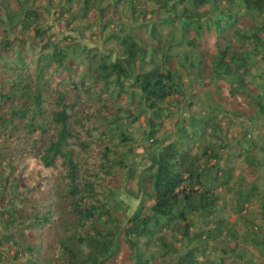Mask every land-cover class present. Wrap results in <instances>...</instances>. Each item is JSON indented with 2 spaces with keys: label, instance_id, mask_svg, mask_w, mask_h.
<instances>
[{
  "label": "trees",
  "instance_id": "obj_1",
  "mask_svg": "<svg viewBox=\"0 0 264 264\" xmlns=\"http://www.w3.org/2000/svg\"><path fill=\"white\" fill-rule=\"evenodd\" d=\"M15 2L18 8L8 3L5 14L0 8V22L6 15L8 23L29 29L33 9L24 0ZM184 3L192 8L180 21L183 33L177 41L174 34L162 41L160 28L153 25L142 39L128 33L115 36L122 48L113 58L57 43H46L30 56L23 44L13 47L5 40L0 47V60L16 52L0 64L16 73L8 91L0 92V182H7L0 183V190L13 186L22 196L17 213L26 222L21 227L24 251L38 254L31 264H124L121 243L131 251V264H210L206 246L196 242L212 238L213 230L224 231L227 223L220 220L215 229L191 234L188 216H214L217 190L231 189L234 171L229 163L234 157L228 153L223 163L227 145L214 141L222 142L217 133L207 132L219 127L213 118L219 113L238 117L239 110L248 109V120L264 123V74L257 93L248 80L255 57L264 60V0H171L166 8L174 12ZM205 5L209 9L201 12ZM176 16L160 24L173 28ZM243 19L246 31L238 27ZM239 39L248 47L238 44ZM175 44L186 47L182 55L166 49ZM186 74L194 75L193 87L212 89L219 101L210 97L212 115L190 113L176 139L162 143L156 134L165 104L186 96L180 83ZM218 80L229 83L212 87ZM196 95L190 91L189 98ZM230 100L241 102L239 110ZM139 116L148 125L145 140L160 142L158 148L149 145L141 152L144 147L133 146L126 121ZM251 148L234 158L243 160L251 186L239 193L233 210L240 212L241 204L257 196L264 216V186L260 193L258 185L264 169L254 175L259 165ZM135 158L142 170L136 184L143 197L128 215L110 179L119 170L134 175ZM174 231L193 245L177 249L167 238ZM256 244L264 250V235Z\"/></svg>",
  "mask_w": 264,
  "mask_h": 264
},
{
  "label": "rangeland",
  "instance_id": "obj_2",
  "mask_svg": "<svg viewBox=\"0 0 264 264\" xmlns=\"http://www.w3.org/2000/svg\"><path fill=\"white\" fill-rule=\"evenodd\" d=\"M24 1L26 6L34 11L29 13L27 19L30 28L21 30L20 24L8 23L6 15H3V20L0 22V47L3 46L5 40L12 42L13 47L23 44L25 47H29L26 48L25 52L29 56L36 53V51L38 52L46 43H57L62 46L76 45L81 48H89L92 53H97V58L103 53L113 58L122 48L119 39L116 38L117 36L128 33L142 39L149 34L153 25L160 28L162 41L172 39V34L176 36L177 41L183 33V30H180V21L188 17L186 9L192 8L184 3L174 12L167 10L166 5H169L171 0ZM8 3H11L10 8H18L15 0H0L1 13H6L7 7L5 8V5ZM208 9L209 5H205L200 8V11ZM169 15L179 17L177 20L175 18L176 23L173 28L169 25L160 24ZM18 20H21V18H18ZM246 21L247 19H243L238 25L242 28V31L245 28L241 23ZM4 27L5 29H3ZM234 29L235 27L232 28V31ZM236 42L248 47L245 39H239ZM51 48L52 45H49L44 52ZM185 48L181 44H175L171 49L168 45L166 47L168 51L170 50V52L179 55H182ZM15 53L14 55H7L4 60H0V64L9 62L10 57L15 56ZM255 58L249 65L248 80L251 82V91L257 93L262 88L264 60H258L259 56ZM181 71L179 69V72ZM193 77V74L182 75L180 83L186 91V96L183 98L172 97L165 104V116L159 122L160 124L158 123V133L156 134L160 133L162 143H168L171 139H176V130L183 124L184 119H188L190 113H208L209 108L207 107L212 102L210 97L215 96L216 101H219L216 93L211 92L212 89L202 90L199 85L193 87ZM14 79H16V73H13L12 68H0V80L4 81V84L0 86V92L6 93L9 89V83ZM228 83L226 80H218L212 84V87L227 85ZM190 91L197 93L192 100L189 98ZM68 93L70 100H72V88H68ZM221 99L224 100L225 98ZM242 101L245 103L246 98H242ZM122 104L127 105L128 102L123 101ZM229 104L236 110L241 107L239 100H230ZM239 111L242 112L241 115L230 119L225 114L219 113L212 120V124L218 123L219 127H210L207 132L217 133L222 142L218 138L214 141L227 145L223 153V163L226 161L228 153L235 158V155L242 149H250L251 144L254 143L255 147L251 148L250 154L257 158L254 159L259 165L258 169H254V175H261L264 169L262 165L264 162V152L262 151L264 147L263 120H248V109ZM208 115L212 114L209 112ZM126 128L133 137V146L140 145L144 147L140 149L141 152L145 151L144 149L149 145L156 148L160 146V142L156 144L153 141L148 142L145 140L148 125L144 116H139L136 120L129 118L126 121ZM246 132L249 133L248 136L243 135ZM244 139L248 140V144L243 143ZM234 158L229 163L234 171L233 179L229 184L231 189L217 190V207L214 216L208 217L198 212L189 215L188 217L192 221L189 231L192 234L206 229H215L214 225L220 220L226 221L227 225H225L224 231L213 230L212 238L207 241L197 240L196 242L204 243L203 245L206 246L205 254L206 258L211 260L210 264H264V250L256 244L264 235V216L261 213L260 199L255 196L247 203L241 204L240 212L235 213L233 210V206L238 205L237 197H239V193H243L245 189L247 190L251 186L248 182L249 178L245 174L246 167L243 160ZM135 162L134 175L131 176L127 169V173L119 170L110 179V185L116 189L117 196L124 201L126 205L124 209H126L128 215L134 213L141 206L140 200L143 197L142 191L137 189L136 184L142 170L140 164H138V158H135ZM0 183L3 186L7 185L4 179ZM258 185L259 191L262 193L264 186L262 177H260ZM22 205V196L19 195L15 187L8 186L6 189L3 187L0 190V264H31L38 257L37 253L32 254L24 251L26 243L23 241L21 227L26 222L17 213V208ZM24 233H27V237L32 238L30 232L24 230ZM180 235L178 231H174L172 234L171 232L167 233V238L177 249H181L183 245L187 248L193 245L191 242L188 243L187 239L181 238ZM141 246L144 248L143 243ZM120 250L121 261L124 264H131L130 249L121 243ZM44 255L49 258L47 252ZM221 256L224 257L223 260L220 259Z\"/></svg>",
  "mask_w": 264,
  "mask_h": 264
}]
</instances>
